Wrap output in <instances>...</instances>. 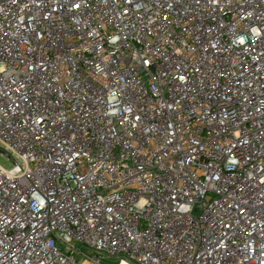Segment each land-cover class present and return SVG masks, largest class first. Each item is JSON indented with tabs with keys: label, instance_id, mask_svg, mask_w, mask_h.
Wrapping results in <instances>:
<instances>
[{
	"label": "built area",
	"instance_id": "2783aa9c",
	"mask_svg": "<svg viewBox=\"0 0 264 264\" xmlns=\"http://www.w3.org/2000/svg\"><path fill=\"white\" fill-rule=\"evenodd\" d=\"M0 153V264H264V0H0Z\"/></svg>",
	"mask_w": 264,
	"mask_h": 264
},
{
	"label": "rangeland",
	"instance_id": "374dc122",
	"mask_svg": "<svg viewBox=\"0 0 264 264\" xmlns=\"http://www.w3.org/2000/svg\"><path fill=\"white\" fill-rule=\"evenodd\" d=\"M0 166H2L5 169H9L12 167L11 161L2 153H0ZM78 247H80L83 251H85L89 257H92L94 255V253L92 251L87 250L84 247H81V244H79ZM116 260H117V257L114 259L110 258V259L106 260V263L107 264H117Z\"/></svg>",
	"mask_w": 264,
	"mask_h": 264
}]
</instances>
